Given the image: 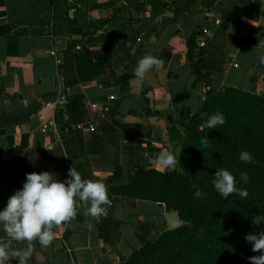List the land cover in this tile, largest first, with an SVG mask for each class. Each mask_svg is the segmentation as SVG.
I'll return each instance as SVG.
<instances>
[{"label":"crops","instance_id":"0c3cea01","mask_svg":"<svg viewBox=\"0 0 264 264\" xmlns=\"http://www.w3.org/2000/svg\"><path fill=\"white\" fill-rule=\"evenodd\" d=\"M64 4H73L67 8L75 17L71 25L82 32L69 33L71 26L58 10ZM40 9L48 15L45 24L32 20L42 15ZM3 23L11 28L0 35V210L22 188L26 173L48 171L63 182L73 166L83 179L100 180L108 190L125 182L135 164L155 168L164 147L178 156L179 144L162 142L163 128L148 121L149 109L158 112L165 127H179L180 108L190 114L209 89L264 92V67L256 65L264 57V0H58L54 9L49 0H0ZM193 29L198 34L192 54L198 47L204 51L198 74L191 70L185 45ZM69 41L91 50L110 43L96 77L65 84L75 75L73 59L64 55ZM146 54L162 61L144 80L149 98L134 77ZM68 94L81 96L84 113L78 122L84 128L91 124L92 130L64 129L73 123L66 120ZM55 109L60 123L53 118ZM43 123H55L56 131L42 130ZM116 164L121 175L108 180ZM108 195L112 203L105 217L96 222L80 207L75 219L54 229L50 247L36 243L29 264H117L139 246L138 234L149 240L166 228L163 202L136 197L125 202ZM0 238L6 239L2 231Z\"/></svg>","mask_w":264,"mask_h":264},{"label":"trees","instance_id":"16d2710c","mask_svg":"<svg viewBox=\"0 0 264 264\" xmlns=\"http://www.w3.org/2000/svg\"><path fill=\"white\" fill-rule=\"evenodd\" d=\"M49 2L54 9L58 0ZM72 5L64 4L58 10L71 26L69 33L82 32L80 26L71 25L75 17H69L67 8ZM10 28L9 23L0 24V35H8ZM197 34L198 30L193 29L185 40L187 56L193 59L191 70L195 74L199 72L197 61L204 53L198 47L195 55L192 54ZM111 50L110 43L91 50L84 45L74 47L69 41L64 55L65 60L68 55L73 59L75 75L65 79V84L96 77ZM260 61L256 65L262 68L264 63ZM140 85L142 94L150 90L145 82ZM123 88L120 85L121 91ZM81 107V96L68 94L66 120L73 123L81 120L84 113ZM180 111L186 113L177 116L179 127L166 126L161 135L163 143L173 139L179 144L180 166L175 171L161 174L155 168L135 164L127 173L125 182L108 186V194H113L116 199L124 197L125 202V199L134 197L163 202L166 210L175 209L184 223L172 229L165 228L149 240L138 234L139 246L132 249L127 259L117 264H249L248 257L260 253L251 251L252 245L245 240V236L264 231V223L253 224V218H264V208L255 202L261 200L264 203V92L222 86L207 90L190 114L184 106ZM217 112L223 114L225 123L216 129L201 130L207 119ZM157 113L154 109L145 111L148 116H156ZM53 118L59 123L63 121L59 109L54 110ZM206 136L209 140L207 147L201 144V139ZM242 151H248L256 163L241 162L239 154ZM220 168L233 173L236 186L248 191L246 199L236 194L223 199L214 190L212 180ZM241 172H247L249 183L241 182ZM120 175V166L116 164L108 180H117ZM197 187L207 193V197L196 199L199 206L191 208L179 192L184 188L194 195Z\"/></svg>","mask_w":264,"mask_h":264},{"label":"clouds","instance_id":"9594fccd","mask_svg":"<svg viewBox=\"0 0 264 264\" xmlns=\"http://www.w3.org/2000/svg\"><path fill=\"white\" fill-rule=\"evenodd\" d=\"M260 62L264 63V57ZM160 64L162 61L156 56L144 55L134 69L135 79L143 84L146 75ZM224 123L225 117L217 112L207 119L201 130L216 129ZM208 141L206 136L201 139V144L207 147ZM239 159L245 163H256L248 151H242ZM153 165L161 174L172 172L180 166L179 157L171 146H167L156 155ZM25 176L22 188L16 190L8 198L3 210H0V231L6 237L0 238V264H10L12 260L17 261V264H29L36 243L42 249L50 247L55 239L54 229L75 219L80 207H86L87 215L96 222L105 217L107 209L111 207L106 184L100 180L83 179L73 166L68 169L69 178L63 182L48 171L26 173ZM240 180L244 184L250 182L247 172L240 173ZM212 185L223 199H228L233 194L242 199L248 196L246 189L236 186L233 173L224 168L215 172ZM206 197L207 193L197 187L194 198ZM260 223H264V218H253L254 225ZM245 240L251 243V251L260 253L258 256L248 257L249 264H264V231L247 234ZM17 244L24 247L18 248Z\"/></svg>","mask_w":264,"mask_h":264},{"label":"water","instance_id":"95a60500","mask_svg":"<svg viewBox=\"0 0 264 264\" xmlns=\"http://www.w3.org/2000/svg\"><path fill=\"white\" fill-rule=\"evenodd\" d=\"M150 95H151V93L148 90L145 93V96H147L149 98ZM147 118H148V121L150 123L158 124L159 126H161V128H163V129L165 128L164 121L162 118L157 117L155 115H149ZM164 221L166 224V228H168V229L178 227L179 225L184 223V220L179 217L178 212L175 209H171V208H168L164 212Z\"/></svg>","mask_w":264,"mask_h":264},{"label":"rangeland","instance_id":"374dc122","mask_svg":"<svg viewBox=\"0 0 264 264\" xmlns=\"http://www.w3.org/2000/svg\"><path fill=\"white\" fill-rule=\"evenodd\" d=\"M38 1V0H36ZM75 1V0H74ZM31 5H32V1H31ZM30 5V6H31ZM35 6V5H34ZM43 10V9H40ZM47 10V9H46ZM21 14V13H20ZM25 16V13H23ZM47 13L45 14V11L43 10L42 15H40V17L37 18H33L32 20L35 21L36 23H40V24H45V22L47 21ZM18 17V16H16ZM17 20H23L21 17L17 18ZM43 28V27H42ZM35 30V29H34ZM179 196L182 197L183 200H186V204L191 207V208H195L198 207L200 203H198L196 201V198H194V195H192V193L190 192H186L185 189L183 188L180 192H179ZM256 204L262 208H264V203L261 200H256L255 201Z\"/></svg>","mask_w":264,"mask_h":264},{"label":"built area","instance_id":"2783aa9c","mask_svg":"<svg viewBox=\"0 0 264 264\" xmlns=\"http://www.w3.org/2000/svg\"><path fill=\"white\" fill-rule=\"evenodd\" d=\"M55 60L57 63L61 62L60 57H55ZM57 85L60 88V90L62 91V89L64 88V81L60 75L57 76ZM82 125H83L82 122H76V123H72L69 127L64 126V129L68 128V129H72V130L78 131V132H84L86 130L90 131L93 129V126L91 124H88L87 127H85V128ZM41 129L42 130H50V131L54 132V131H56L57 126L55 123L51 124V126H48L46 123H43L41 125ZM66 178L67 177L65 176L64 179H66Z\"/></svg>","mask_w":264,"mask_h":264}]
</instances>
